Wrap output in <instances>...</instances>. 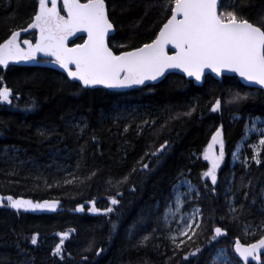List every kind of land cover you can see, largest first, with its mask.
<instances>
[{
  "label": "trees",
  "instance_id": "1",
  "mask_svg": "<svg viewBox=\"0 0 264 264\" xmlns=\"http://www.w3.org/2000/svg\"><path fill=\"white\" fill-rule=\"evenodd\" d=\"M165 3L105 0L114 24L107 41L113 52L151 42L171 14ZM38 4L39 0H0V43L12 31L27 27ZM233 8L258 25L264 18V0H223L222 11ZM0 78V87L7 86L14 95L19 94V99H13L18 107L0 104V197L11 195L34 203L59 201L55 210L19 212L4 201L0 206V264H210L211 253L221 247L228 250L235 264H260L251 257L242 261L234 243L236 239L243 244L255 243L264 235L257 229L264 219L260 211L264 204L260 195L264 165L253 161L245 168L230 163L249 117L264 119L263 90L245 87L232 76L218 81L207 75L203 83L194 85L173 73L157 83L128 90H81L77 82L54 68L17 65L0 67ZM237 92L250 95L239 104L229 103ZM218 98L222 107L213 112ZM31 101L37 106L26 111ZM193 107L190 116L183 115ZM82 121L88 125L83 133L75 127ZM218 127L225 141V159L217 170L213 193L211 181L201 179L208 168L202 154ZM40 131L49 134L42 136ZM165 140L170 148L156 163L150 154ZM142 157L153 169L147 174L139 171ZM134 167L137 171L133 173ZM181 173L201 193L195 195L193 203L201 209L202 228L191 241L185 237L186 243L176 249L163 216ZM126 175L130 177L128 183L117 186L116 181ZM241 176L245 184L251 179V188L238 190ZM73 177V183H64ZM110 178L112 184L108 183ZM133 186L134 192L130 190ZM244 191L250 192L247 199ZM111 196L120 200L119 205L112 206L114 212L103 215L88 211L92 206L88 202L93 200L99 209L109 207ZM230 203L237 208L244 204L238 221L229 213ZM77 206H83V211H76ZM142 214L143 222L130 236L129 226ZM111 222L118 225L115 232ZM249 223L245 234L244 225ZM215 227L223 228L227 235L209 247L206 241ZM62 232L70 235L61 256H55L52 249ZM34 234L36 245L31 244ZM144 236L149 239L139 243ZM197 246L203 247L202 254L185 261L184 256ZM96 249L104 251L97 255ZM260 255L264 260V250Z\"/></svg>",
  "mask_w": 264,
  "mask_h": 264
},
{
  "label": "snow or ice",
  "instance_id": "2",
  "mask_svg": "<svg viewBox=\"0 0 264 264\" xmlns=\"http://www.w3.org/2000/svg\"><path fill=\"white\" fill-rule=\"evenodd\" d=\"M223 0H166L164 8L170 9L171 15L167 18V22L160 27L155 38L149 43H144L140 47L132 48L128 51H121L118 55L108 46L106 37L114 30V24L109 19L106 11L105 0H63V10L65 15H61L58 8L57 0H39L38 9L31 18V22L27 28L21 31L35 29L37 31L36 42L33 44L29 40H24V47L18 40L20 31H12L8 39L0 43V65L7 67L10 63L30 62L37 59L38 53H44L46 56L52 57V63L59 65L67 73V77L71 81H78L81 90L103 86L104 88H131L138 85H144L146 81H157L164 77L169 69H179L188 77H194L196 81H201L205 70H211L218 76L222 72L228 71L238 74L249 83V85L259 86L264 90V18L258 25L249 21V19L240 15L235 8L229 11H222L221 6ZM86 32L87 39L83 44H77L74 47L68 46V39L77 32ZM171 45L175 51L169 55L168 46ZM2 79V78H0ZM249 93L243 96L235 93L229 103L239 104L249 97ZM19 99V94L13 93V90L7 86L0 87V104L18 107L13 104V99ZM35 101L26 104L25 110H33L36 108ZM222 107V100L217 99L212 105V111H218ZM195 111V107L191 108L183 115L190 116ZM178 117H170L175 119ZM142 123L148 124L149 121ZM154 124L155 121H152ZM167 123V121L165 122ZM83 133L88 127L87 123L82 121L76 125ZM165 125H161L163 129ZM125 131L128 127L125 126ZM255 133L259 139L257 143L250 145L252 155L245 156L241 163L248 168L250 161H254L257 165H264V120L260 117H249L245 123L244 135L241 142L246 141L249 133ZM49 133L40 131V135L46 136ZM96 139L95 136L92 137ZM219 151H216V146ZM241 143L237 144V151L232 153L233 160H239V150ZM170 144L167 140L160 144L155 152L150 156L159 163L160 157L164 155ZM84 151L83 146L81 152ZM149 155L146 153V156ZM203 159L208 162V168L201 175V179L207 178L213 185L211 191H216L215 186L218 182L217 170L221 168L225 159V141L223 138L222 128H217L213 133L211 140L203 152ZM140 164L142 173H149L153 169L149 163ZM79 167V163L77 165ZM134 167L132 172H136ZM14 174V173H13ZM92 175H95L93 173ZM183 176V173H181ZM130 177L124 176L116 181V185L128 183ZM245 177L241 176L239 189H249L252 186L251 179L248 183H244ZM75 180L65 179L64 183L71 184ZM112 178L108 183L112 184ZM187 185V191L180 192V185ZM51 185H49L50 187ZM195 186L190 180H178L173 185V200H170L165 207L163 219L168 220V215H176L180 213L181 206L186 203L182 197L190 198L191 192ZM205 184V188H207ZM131 191H135L133 186ZM117 195L121 193L117 192ZM196 195L200 196L199 190ZM235 195V194H234ZM250 195L249 191H244V198ZM260 195L264 197V188L261 189ZM7 202V207L19 210H35L47 208L55 210L59 201H44L43 203H34L32 200L22 198H14L9 195L0 197V206ZM173 202L175 208H173ZM92 206L88 209L94 214L108 215L115 211L112 206L119 205L120 200L116 196L109 197V207L99 209L95 206V201H89ZM255 198L252 201L254 205ZM158 208V205H157ZM76 211H83V206H77ZM153 211L152 208L148 209ZM261 212H264V204L261 205ZM229 213L234 221L240 219V215L244 213V204L241 203L239 208L229 207ZM202 216L200 208H195L188 219H184L182 226L178 229V235L169 237L173 246L180 249L187 241H191L198 230L202 228L201 221L198 219ZM160 217H158L159 219ZM143 214L133 221L128 228V234L131 236L133 229L143 222ZM183 219V215H182ZM251 224H245L244 230L247 234ZM118 228L116 222H111V231L115 232ZM259 231H264V219L257 225ZM155 231V229L153 230ZM59 243L52 249L55 256H61L65 240L69 237V232L58 234ZM226 231L221 227L213 229V235L206 241L211 247L214 242H218L219 238L226 237ZM186 237V239H184ZM149 236H144L139 243L148 240ZM31 244H37V235H32ZM264 249V235L255 243L243 244L239 239L235 240V253L245 262L251 257L252 260H261L260 250ZM104 250L96 249L97 255ZM203 247L197 246L193 251L184 256V260L197 257L202 254ZM210 264H232L231 257L226 249H217L210 255Z\"/></svg>",
  "mask_w": 264,
  "mask_h": 264
},
{
  "label": "rangeland",
  "instance_id": "3",
  "mask_svg": "<svg viewBox=\"0 0 264 264\" xmlns=\"http://www.w3.org/2000/svg\"><path fill=\"white\" fill-rule=\"evenodd\" d=\"M261 119L264 120L263 118H261ZM243 135H244V133H243ZM258 139H259V137H258L257 134L250 132L249 135H248V138L246 139V141H244V142H241V140L238 141L237 144L238 143H241V147H240V150H239L240 159L239 160H233V157L231 156V163L230 164L231 165L242 164L241 161L243 160V158L245 156L249 157V160H250V157L252 155V150H251L250 145H252L254 143H257L258 142ZM237 144H236V147H235L234 151H237ZM250 162H253V161H250ZM183 179L189 180L186 176H181L178 180H183ZM192 185H194V184L192 183ZM197 190L198 189L195 186L193 188L192 192H191V197L190 198L182 197V199H185L186 200V203L181 206L180 213H177L176 215H172L171 213H169L168 220L166 222V225H167V227L169 229L170 236H172V235H178V229L181 228L182 223H183V220L190 218L193 210L195 208H199L197 205H195V203H193L194 202V199H195V195H196V191ZM185 191H187V185L181 184L180 185V192H185ZM262 198L264 200V197H262ZM172 200H173V198H172ZM173 208H175V203L174 202H173ZM182 215H183V219H182ZM198 219L200 220V217ZM221 248L226 249L225 247H221ZM221 248H218V249H221ZM227 252H228V250H227ZM261 252L262 251H260V253ZM230 257H231V255H230ZM232 264H235V262L233 260H232ZM240 264H243V262H241Z\"/></svg>",
  "mask_w": 264,
  "mask_h": 264
},
{
  "label": "water",
  "instance_id": "4",
  "mask_svg": "<svg viewBox=\"0 0 264 264\" xmlns=\"http://www.w3.org/2000/svg\"><path fill=\"white\" fill-rule=\"evenodd\" d=\"M170 15H171V14H170ZM166 22H167V20L165 21V23H166ZM162 26H163V25H162ZM162 26H161V27H162ZM26 28H27V27H26ZM159 29H160V28H159ZM31 30H32V29H29V30L26 31V32L20 30V35H19V37H20L21 35H24V34L30 32ZM158 32H159V30L157 31V33H158ZM79 33H80V34H83V35H86V39H87V33H86V32L81 31V32H79ZM110 35H111V33L106 37V42L108 41V38L110 37ZM19 37H18V38H19ZM36 37H37V36H36ZM35 42H36V40H35ZM35 42H34V43H35ZM174 51H175V49H174L171 45H169V46H168V52H169V55L173 54ZM118 54H119V53H118ZM118 54H117V55H118ZM45 58H48L49 60H48V61H40V60H39V59H45ZM52 59H53L52 57H50V56H46L44 53H38V54H37V59H36L35 61L21 62V63H10V65L12 64V65H22V66H38V67L54 68L56 71H58V72L64 74V75L66 76V78H67L68 80H70V78L67 77V73H66L63 69H61V68L59 67V65L54 64V63L51 62ZM0 66H3V65H0ZM172 73H173V74H178V75L184 77L186 80L191 81L194 85H198V84L203 83L204 78H205L207 75L213 77L214 79H216V80H218V81H220L221 78L224 77V76H232V77H236V78L238 79V81H239L242 85H244L245 87L259 89V86H256V85H249V83H248L247 81H245L243 78L239 77L238 74L233 73V72H228V71H224V72L221 73V75L218 76L216 73L211 72V70H207V69H206V70H205V73H204V76L202 77L201 81H196L194 77H188L187 75H185V74H184L182 71H180L179 69H169V70L166 72L165 76L168 75V74H172ZM165 76H164V77H165ZM164 77H161V78L158 79L157 81H146L144 85L157 83V82H159L160 80H162ZM70 81H71V80H70ZM75 82H77V83L80 85V83H79L78 81H75ZM80 86H81V85H80ZM134 87H135V86H134ZM95 88H104V87H103V86H96ZM132 88H133V87H131V88H105V89H112V90H128V89H132ZM91 89H92V88H91ZM260 90H262V89H260ZM263 91H264V90H263ZM261 250H263V249H261ZM261 250H260V251H261Z\"/></svg>",
  "mask_w": 264,
  "mask_h": 264
},
{
  "label": "flooded vegetation",
  "instance_id": "5",
  "mask_svg": "<svg viewBox=\"0 0 264 264\" xmlns=\"http://www.w3.org/2000/svg\"><path fill=\"white\" fill-rule=\"evenodd\" d=\"M57 3H58V8L60 10L61 15H65L66 16L67 14L63 10V0H57ZM81 3H85V2H81ZM29 34L32 35L31 38L23 37V36L18 38V40H19V42L21 44V47H24V44H23L24 40H29L32 43L35 42L37 31L35 29H32V31ZM85 40H86V35H83V34H80L79 32H77L74 36H70L69 37L67 43H68L69 47H74L77 44H83ZM39 60L40 61H48L49 59L45 58V59H39Z\"/></svg>",
  "mask_w": 264,
  "mask_h": 264
}]
</instances>
